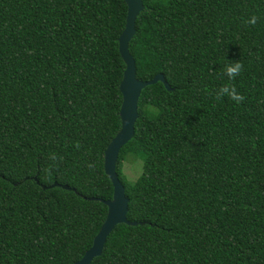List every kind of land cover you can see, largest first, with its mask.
<instances>
[{"label": "trees", "instance_id": "trees-1", "mask_svg": "<svg viewBox=\"0 0 264 264\" xmlns=\"http://www.w3.org/2000/svg\"><path fill=\"white\" fill-rule=\"evenodd\" d=\"M144 4L137 77L162 73L173 89L142 91L116 168L138 224L116 225L91 264H264V0ZM127 11L125 0H0V264H74L100 231ZM225 83L245 99H217ZM52 153L63 159L49 174Z\"/></svg>", "mask_w": 264, "mask_h": 264}, {"label": "water", "instance_id": "water-1", "mask_svg": "<svg viewBox=\"0 0 264 264\" xmlns=\"http://www.w3.org/2000/svg\"><path fill=\"white\" fill-rule=\"evenodd\" d=\"M125 2L128 7L126 26L119 36L121 57L126 64L120 85L123 94L120 109L121 129L106 148L104 161V169L113 182L114 194L111 199L104 200L108 207V213L100 231L94 238L92 246L74 264H91L96 257L100 256L109 234L116 225L120 223L138 224L137 221L128 219L129 198L116 169L119 154L122 147L134 137L135 124L139 117V100L143 89L157 82H163L169 90L173 89L162 73L157 74L150 80H141L137 77L136 60L130 51V42L136 33L137 17L144 10L145 4L144 0H125ZM57 185L59 184H54V186ZM64 187L68 188L67 185H64Z\"/></svg>", "mask_w": 264, "mask_h": 264}, {"label": "clouds", "instance_id": "clouds-1", "mask_svg": "<svg viewBox=\"0 0 264 264\" xmlns=\"http://www.w3.org/2000/svg\"><path fill=\"white\" fill-rule=\"evenodd\" d=\"M257 17L255 15L249 17L245 23L255 25L257 23ZM243 70V65L239 61L230 62L225 65L224 73L229 78V80H234ZM226 95L231 100L236 103H241L245 97L239 93L234 84L225 83L219 88V92L216 94V98L219 99L220 96ZM79 148V144H76ZM63 157H58L57 154L52 153L49 156V160L53 163L49 165L48 172L51 173L52 168L56 167V162L62 160Z\"/></svg>", "mask_w": 264, "mask_h": 264}, {"label": "rangeland", "instance_id": "rangeland-1", "mask_svg": "<svg viewBox=\"0 0 264 264\" xmlns=\"http://www.w3.org/2000/svg\"><path fill=\"white\" fill-rule=\"evenodd\" d=\"M125 167H127V164L125 165ZM131 172L133 173H136V175H138L140 173V170L139 168H131Z\"/></svg>", "mask_w": 264, "mask_h": 264}]
</instances>
